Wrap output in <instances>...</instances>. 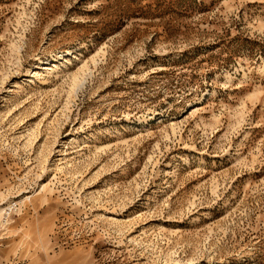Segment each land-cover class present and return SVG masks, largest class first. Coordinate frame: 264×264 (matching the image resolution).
Segmentation results:
<instances>
[{"label":"rangeland","instance_id":"1","mask_svg":"<svg viewBox=\"0 0 264 264\" xmlns=\"http://www.w3.org/2000/svg\"><path fill=\"white\" fill-rule=\"evenodd\" d=\"M0 264H264V0H0Z\"/></svg>","mask_w":264,"mask_h":264},{"label":"bare ground","instance_id":"2","mask_svg":"<svg viewBox=\"0 0 264 264\" xmlns=\"http://www.w3.org/2000/svg\"><path fill=\"white\" fill-rule=\"evenodd\" d=\"M44 68V67H43ZM46 69H48V68H46Z\"/></svg>","mask_w":264,"mask_h":264}]
</instances>
